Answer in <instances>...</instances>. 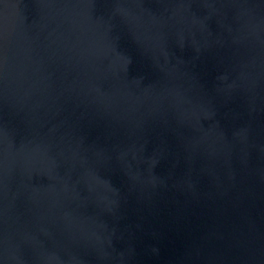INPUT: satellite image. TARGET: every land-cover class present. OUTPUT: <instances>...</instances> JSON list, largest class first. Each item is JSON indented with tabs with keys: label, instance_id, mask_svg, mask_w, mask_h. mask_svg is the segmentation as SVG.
<instances>
[{
	"label": "water",
	"instance_id": "water-1",
	"mask_svg": "<svg viewBox=\"0 0 264 264\" xmlns=\"http://www.w3.org/2000/svg\"><path fill=\"white\" fill-rule=\"evenodd\" d=\"M0 264H264V0H0Z\"/></svg>",
	"mask_w": 264,
	"mask_h": 264
}]
</instances>
